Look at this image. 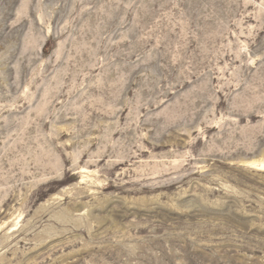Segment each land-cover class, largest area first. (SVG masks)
Masks as SVG:
<instances>
[{
	"label": "rangeland",
	"instance_id": "rangeland-1",
	"mask_svg": "<svg viewBox=\"0 0 264 264\" xmlns=\"http://www.w3.org/2000/svg\"><path fill=\"white\" fill-rule=\"evenodd\" d=\"M0 264H264V0H0Z\"/></svg>",
	"mask_w": 264,
	"mask_h": 264
},
{
	"label": "trees",
	"instance_id": "trees-1",
	"mask_svg": "<svg viewBox=\"0 0 264 264\" xmlns=\"http://www.w3.org/2000/svg\"><path fill=\"white\" fill-rule=\"evenodd\" d=\"M49 46V43L48 44H46V47H48Z\"/></svg>",
	"mask_w": 264,
	"mask_h": 264
}]
</instances>
